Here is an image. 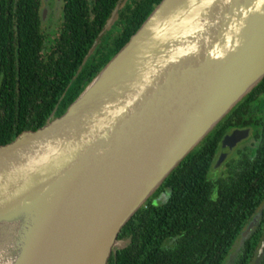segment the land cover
<instances>
[{
    "label": "water",
    "instance_id": "95a60500",
    "mask_svg": "<svg viewBox=\"0 0 264 264\" xmlns=\"http://www.w3.org/2000/svg\"><path fill=\"white\" fill-rule=\"evenodd\" d=\"M263 80L264 0H162L64 114L0 146V264H109L124 226ZM250 135L227 134L216 167ZM263 257L264 236L252 264Z\"/></svg>",
    "mask_w": 264,
    "mask_h": 264
},
{
    "label": "trees",
    "instance_id": "16d2710c",
    "mask_svg": "<svg viewBox=\"0 0 264 264\" xmlns=\"http://www.w3.org/2000/svg\"><path fill=\"white\" fill-rule=\"evenodd\" d=\"M161 1H131L120 31L105 37L83 66L119 0H63V29L50 53L42 0H0V146L64 114ZM236 128L253 129L256 150L244 146L212 178L224 137ZM263 236L264 80L124 226L119 239L129 243L109 264H224L231 254L229 264H252Z\"/></svg>",
    "mask_w": 264,
    "mask_h": 264
},
{
    "label": "rangeland",
    "instance_id": "374dc122",
    "mask_svg": "<svg viewBox=\"0 0 264 264\" xmlns=\"http://www.w3.org/2000/svg\"><path fill=\"white\" fill-rule=\"evenodd\" d=\"M131 1L133 2V0H131ZM41 7H42L43 11H44V9L48 10L46 18L43 20V23H42V30L44 31V33L46 35L45 52L50 53L53 50V48L56 44V40H57L58 36L60 35V33L62 32V29H63V23H64L63 1L62 0H42V6ZM119 21L116 23V25L114 26L112 31L109 32V35L106 36L107 39H110L111 36H114L118 33V29L120 28ZM251 135H252V133H251ZM242 146L243 147L248 146L250 148H254V151L256 150V147L251 144V141L249 139L244 140V143L242 144ZM219 157H220V155L218 156V158ZM229 157H230V155H228L226 157V159L218 167H216L217 162L214 164V166L211 170V177L212 178H215L216 174H220L222 172V170L224 168H222L221 166H222V164H224L227 161V159ZM163 196L164 197H162L161 200L163 199V201H164V199H166V194ZM158 200H160V199H158ZM125 243L127 244L128 242H125ZM238 246H239V244H238ZM236 250H237V248L235 249V251Z\"/></svg>",
    "mask_w": 264,
    "mask_h": 264
},
{
    "label": "flooded vegetation",
    "instance_id": "af4514ba",
    "mask_svg": "<svg viewBox=\"0 0 264 264\" xmlns=\"http://www.w3.org/2000/svg\"><path fill=\"white\" fill-rule=\"evenodd\" d=\"M63 1V0H62ZM42 5V4H41ZM41 16H42V23H43V20H44V17H43V9H42V7H41ZM120 30L118 29V32H119ZM244 129V128H243ZM252 131H253V129L251 128V133H252ZM233 132V130H231L230 132H228L227 134H230V133H232ZM226 134V135H227ZM225 135V136H226ZM251 136L252 135H250V137L249 138H251ZM18 137V136H17ZM225 138V137H224ZM248 138V139H249ZM247 139V140H248ZM244 143V141H242V142H240L234 149H233V151H232V155L230 154V157L227 159V161L224 163V164H222V168H224V167H226L227 166V164L229 163V161H230V159L234 156V155H237L238 154V152H239V150L243 147L242 146V144ZM223 145L224 144H222L221 145V150H222V148H223ZM221 152V151H220ZM234 154V155H233ZM220 155V154H219ZM218 160V159H217Z\"/></svg>",
    "mask_w": 264,
    "mask_h": 264
}]
</instances>
